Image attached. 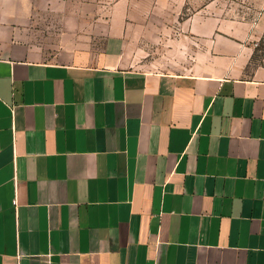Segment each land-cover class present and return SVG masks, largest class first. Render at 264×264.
<instances>
[{
    "label": "crops",
    "instance_id": "0c3cea01",
    "mask_svg": "<svg viewBox=\"0 0 264 264\" xmlns=\"http://www.w3.org/2000/svg\"><path fill=\"white\" fill-rule=\"evenodd\" d=\"M251 5L177 73L126 65L130 0H0V264H264Z\"/></svg>",
    "mask_w": 264,
    "mask_h": 264
},
{
    "label": "rangeland",
    "instance_id": "374dc122",
    "mask_svg": "<svg viewBox=\"0 0 264 264\" xmlns=\"http://www.w3.org/2000/svg\"><path fill=\"white\" fill-rule=\"evenodd\" d=\"M130 1L134 8V22L127 38L126 65L166 72L193 71L202 58V52L205 51L203 44L195 43L186 30V24L197 14L220 16L223 19H239L251 15L255 20L263 14L259 9L261 7L255 6V11H252L251 0ZM263 50L264 38L259 42L256 57L263 54Z\"/></svg>",
    "mask_w": 264,
    "mask_h": 264
},
{
    "label": "built area",
    "instance_id": "2783aa9c",
    "mask_svg": "<svg viewBox=\"0 0 264 264\" xmlns=\"http://www.w3.org/2000/svg\"><path fill=\"white\" fill-rule=\"evenodd\" d=\"M2 30V24L0 23V31Z\"/></svg>",
    "mask_w": 264,
    "mask_h": 264
}]
</instances>
